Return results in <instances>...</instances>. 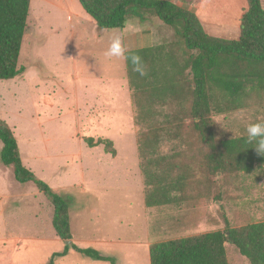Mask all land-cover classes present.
Returning a JSON list of instances; mask_svg holds the SVG:
<instances>
[{"label":"rangeland","instance_id":"374dc122","mask_svg":"<svg viewBox=\"0 0 264 264\" xmlns=\"http://www.w3.org/2000/svg\"><path fill=\"white\" fill-rule=\"evenodd\" d=\"M168 1L192 11L209 34L237 39L245 0ZM260 1L264 8V0ZM78 10L89 18L77 0H30L18 59L24 72L14 81H0V118L13 130L23 165L66 196L75 244L97 249L113 257L116 264H149L150 244L222 232L225 221L229 228L264 222V166L257 165L249 173L218 174L214 196L219 200L210 197L193 205L144 206L133 109L130 115L116 114L119 119L103 125L105 129L97 126L98 130L87 131L83 123L75 124L78 115L71 105L78 104L80 92L74 87L72 68L66 67L67 15ZM163 33L158 44L175 37L170 27H164ZM97 55L99 61L105 57L103 51L93 53ZM61 82L68 86L69 98L61 99L58 88V106L55 88ZM213 120L223 138L244 136L248 123L264 121V102L213 116ZM84 138L110 140L116 155L105 154L102 146L86 147ZM161 151L170 153L168 146ZM0 193V220L5 224L0 225V239L13 237L12 242H0V253L10 252L7 259L2 258L3 264H46L53 253L63 250L65 244L51 225L52 207L47 199L31 183L16 182L1 161ZM225 252L228 264H249L228 243ZM54 264L109 263L70 252L55 258Z\"/></svg>","mask_w":264,"mask_h":264},{"label":"trees","instance_id":"16d2710c","mask_svg":"<svg viewBox=\"0 0 264 264\" xmlns=\"http://www.w3.org/2000/svg\"><path fill=\"white\" fill-rule=\"evenodd\" d=\"M100 30H120L129 22L154 17L174 30L175 37L139 55L146 75L125 60L133 109L137 153L144 184V206L193 205L213 197L216 177L224 172L252 171L264 166L246 135L223 138L213 116L231 114L264 102V8L260 0H245L237 39L209 34L198 17L168 0H77ZM30 0H0V81L24 72L18 67ZM88 148L102 146L116 155L108 139L84 138ZM0 161L16 182L31 183L52 207L55 236L69 241L46 264L69 250L92 260L116 264L111 256L72 242L70 205L27 169L13 130L0 118ZM168 146L170 153H162ZM182 158L188 160L183 162ZM150 244L149 264H228V243L249 264H264V222Z\"/></svg>","mask_w":264,"mask_h":264},{"label":"crops","instance_id":"0c3cea01","mask_svg":"<svg viewBox=\"0 0 264 264\" xmlns=\"http://www.w3.org/2000/svg\"><path fill=\"white\" fill-rule=\"evenodd\" d=\"M67 19L69 22L70 42L68 44L69 59L66 67L69 66L72 68L74 72L72 76V79H74L73 84L80 92L78 104L71 105V107H75V113L78 115L75 124L79 122L83 123V129L87 131L98 130L97 126H102L101 128L105 129L106 126L103 127V125H108L109 123L115 122L116 119H119V116L118 118L115 116L116 114H132L125 60L115 57L110 58L105 55L112 38L114 36H120L127 53L147 49L162 41L164 37L163 29L166 26L158 19L150 17L143 22L135 21L126 23L124 28L120 30H100L90 18L82 14L81 10L76 12L69 11ZM98 51H103L105 55L100 61L99 55L93 56V53H98ZM18 67L20 66L18 65ZM19 78L18 76L7 81H14ZM61 86L55 88L56 104L58 106H60L57 97L58 94L61 93V99L63 100H66L64 97H68V86L62 82ZM58 88L60 93L58 92ZM70 98L73 100L72 97ZM75 101L77 102V99ZM0 196H2L1 193ZM7 197L6 195V198H2L4 200ZM3 210L1 209L2 212ZM0 225L5 227L4 221L0 220ZM12 240L13 237L10 236L8 239H0V242H12ZM72 242L75 244L73 236ZM70 252L73 251L69 250L67 255ZM8 253L10 252L0 253V264H3L1 262L3 257L4 260L8 258Z\"/></svg>","mask_w":264,"mask_h":264},{"label":"clouds","instance_id":"9594fccd","mask_svg":"<svg viewBox=\"0 0 264 264\" xmlns=\"http://www.w3.org/2000/svg\"><path fill=\"white\" fill-rule=\"evenodd\" d=\"M105 55L110 58L115 57L124 60L131 59L134 71L138 72L141 76L146 75L141 57L139 55L129 56L127 50L123 46L122 38L120 36H114L112 38ZM245 133L248 142L254 143L256 151L259 154L264 155V121L248 123L245 127Z\"/></svg>","mask_w":264,"mask_h":264},{"label":"water","instance_id":"95a60500","mask_svg":"<svg viewBox=\"0 0 264 264\" xmlns=\"http://www.w3.org/2000/svg\"><path fill=\"white\" fill-rule=\"evenodd\" d=\"M64 244H65V246H68V245H70V242L69 241H64Z\"/></svg>","mask_w":264,"mask_h":264}]
</instances>
